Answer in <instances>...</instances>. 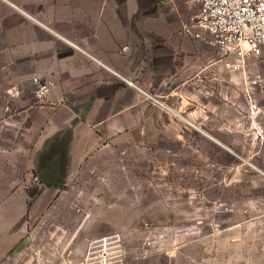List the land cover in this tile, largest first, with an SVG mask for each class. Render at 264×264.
Returning <instances> with one entry per match:
<instances>
[{"label":"crops","instance_id":"0c3cea01","mask_svg":"<svg viewBox=\"0 0 264 264\" xmlns=\"http://www.w3.org/2000/svg\"><path fill=\"white\" fill-rule=\"evenodd\" d=\"M190 9L199 6L0 0V264H15L20 236L57 215L64 188L98 167L134 170L141 155L144 171L199 173L227 163L222 155L264 176L242 76L184 34ZM33 77L56 85L44 104Z\"/></svg>","mask_w":264,"mask_h":264},{"label":"rangeland","instance_id":"374dc122","mask_svg":"<svg viewBox=\"0 0 264 264\" xmlns=\"http://www.w3.org/2000/svg\"><path fill=\"white\" fill-rule=\"evenodd\" d=\"M194 11L188 12L194 16ZM242 100L249 109L243 90ZM216 158L229 165L199 173L152 165L148 172L138 155L134 170L122 162L113 170L85 172L64 188L55 205L58 214L37 220L36 232L20 236L8 259L15 264L56 259L82 264L86 258L89 264H264V176L243 161Z\"/></svg>","mask_w":264,"mask_h":264},{"label":"built area","instance_id":"2783aa9c","mask_svg":"<svg viewBox=\"0 0 264 264\" xmlns=\"http://www.w3.org/2000/svg\"><path fill=\"white\" fill-rule=\"evenodd\" d=\"M197 13L184 25L192 39L216 48L224 67L242 76V90L249 104V119L254 121L257 138L264 145V0H192ZM34 98L44 104L55 83L32 78ZM157 106L164 104L149 97ZM82 264H89L87 258ZM91 264V263H90Z\"/></svg>","mask_w":264,"mask_h":264},{"label":"bare ground","instance_id":"6f19581e","mask_svg":"<svg viewBox=\"0 0 264 264\" xmlns=\"http://www.w3.org/2000/svg\"><path fill=\"white\" fill-rule=\"evenodd\" d=\"M255 168V167H254Z\"/></svg>","mask_w":264,"mask_h":264}]
</instances>
